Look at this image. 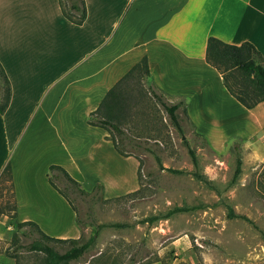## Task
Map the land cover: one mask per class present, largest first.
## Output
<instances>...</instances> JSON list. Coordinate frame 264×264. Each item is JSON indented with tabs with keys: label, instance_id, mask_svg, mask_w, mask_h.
<instances>
[{
	"label": "crops",
	"instance_id": "obj_1",
	"mask_svg": "<svg viewBox=\"0 0 264 264\" xmlns=\"http://www.w3.org/2000/svg\"><path fill=\"white\" fill-rule=\"evenodd\" d=\"M85 4L86 18L78 24L63 13L60 0H0V61L12 87L8 108L0 111V176L10 162L18 220H34L60 238L79 237L82 230L76 211L50 184L47 171L58 163L84 185V172L75 161L83 155L73 151L70 164L52 162L49 155L67 143L63 127L81 122L103 132L95 142L70 136L74 143L91 142L85 148L95 156L121 158L137 173L140 157L120 153L110 130L90 124L88 118L143 58L159 92L172 103L184 99L186 115L202 135L208 134L202 127L249 128L247 135L236 133L249 146L252 135L264 128V100L253 107L242 104L206 58L211 36L231 44L251 41L264 56V0H85ZM101 142L109 143L110 150ZM115 166L102 164L108 170ZM35 179L40 184H34ZM40 186L43 195L55 201V216L62 214L59 223L46 219L44 200H38L42 197L33 190Z\"/></svg>",
	"mask_w": 264,
	"mask_h": 264
},
{
	"label": "rangeland",
	"instance_id": "obj_2",
	"mask_svg": "<svg viewBox=\"0 0 264 264\" xmlns=\"http://www.w3.org/2000/svg\"><path fill=\"white\" fill-rule=\"evenodd\" d=\"M147 88L148 82L143 80L134 79L127 84V90L141 96L134 107L138 114L127 128L137 141L127 148L142 159L137 173L121 158L124 164L117 158L104 160L95 156L90 147L85 148L91 142L74 143L72 138L82 137L95 142L103 132L102 128L91 130L81 122L63 127L68 141L63 149L57 146L56 152L49 155L52 162L66 164L72 162L69 155L73 151L83 155L75 161L84 172L85 184H80L88 193H81L64 178L57 180L76 206L83 240L101 223L125 224L102 227L95 242L70 264H264V128L252 135L249 146L236 135H247L249 128L202 127L209 136L202 135L181 107L179 129L161 103L148 92L140 93ZM101 143L110 150L109 143ZM190 148L196 152L198 168L193 164ZM239 157L242 171L234 179ZM106 161L116 165L112 172L102 167ZM196 170L203 178L194 173ZM49 172L50 167L48 181ZM102 181L109 190H105ZM33 182L39 183L37 179ZM33 190L41 195L38 200H44L46 219L59 223L63 217L55 216L53 198L43 195L41 186ZM15 196L17 199L16 190ZM13 201L10 180L0 181V264H44L43 252L25 247L33 236L25 235V228H17L15 223L19 220L11 209ZM175 206L192 209L153 223L143 221ZM231 208L234 216L230 215ZM51 212L52 218L48 215ZM51 243L61 252L69 247L68 243Z\"/></svg>",
	"mask_w": 264,
	"mask_h": 264
},
{
	"label": "trees",
	"instance_id": "obj_3",
	"mask_svg": "<svg viewBox=\"0 0 264 264\" xmlns=\"http://www.w3.org/2000/svg\"><path fill=\"white\" fill-rule=\"evenodd\" d=\"M63 13L75 23L81 24L86 18L85 0H60ZM207 61L216 67L223 75L225 84L230 93L242 104L247 107H253L258 102L264 100V56L262 52L251 41H244L241 44L227 43L215 36H211L207 46ZM137 79L148 82L147 90L140 92L141 94H151V96L162 104L169 114L172 122L181 129L178 110L183 107L186 113L185 100L178 102H169L162 92H159L154 82L150 78V70L147 58H143L136 63L106 94L99 108L93 111L88 122L90 124L102 126L110 130L117 150L122 154L137 153L127 148L128 144L137 142L129 135L127 128L131 127V122L137 110L134 109L135 103L139 100L140 95L134 94L127 90V84ZM12 95V87L10 79L6 73L4 66L0 61V111L5 112L9 106ZM139 96V97H138ZM137 100V102H136ZM193 164L196 168L199 166L198 158L195 150L190 148ZM141 159V158H140ZM242 159L237 160V167L234 173V179H237L242 171ZM142 165V159H141ZM141 167V166H140ZM176 172H182L180 169H172ZM199 178H203L197 170L194 172ZM50 183L62 193L72 207L76 209L73 200L66 191V188L60 186L57 180L64 178L72 187H76L81 193H88L82 187L77 179H75L63 166L52 164L48 173ZM9 179L11 183L12 193L14 196L11 209L14 210V215L17 216V199L15 196L13 183V170L10 162L6 164L0 176V181ZM101 187V184L97 185ZM192 209L189 206H175L162 214H155L145 218L143 221L153 223L154 221L167 218L171 215ZM2 211V210H1ZM230 215L234 216V211L230 209ZM80 220L77 218L78 224ZM17 228H25V235L33 236L32 240L25 245L28 250L43 252L45 255L44 264H70L72 260H78L86 250L95 242L99 235L100 229L106 225L125 226L124 223H101L95 229L94 233L86 240L83 236L60 238L55 237L45 232L37 222L33 220L17 221ZM31 230H26L28 227ZM35 232H38L37 236ZM68 243L69 247L61 252L56 249L51 242Z\"/></svg>",
	"mask_w": 264,
	"mask_h": 264
}]
</instances>
